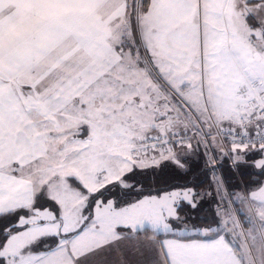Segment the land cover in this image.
<instances>
[{
    "label": "snow or ice",
    "instance_id": "6c2138e0",
    "mask_svg": "<svg viewBox=\"0 0 264 264\" xmlns=\"http://www.w3.org/2000/svg\"><path fill=\"white\" fill-rule=\"evenodd\" d=\"M0 264H264V0H0Z\"/></svg>",
    "mask_w": 264,
    "mask_h": 264
}]
</instances>
